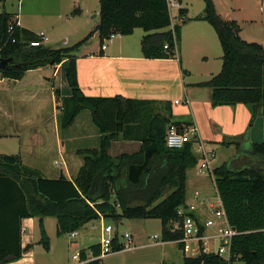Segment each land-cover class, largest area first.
<instances>
[{
    "label": "trees",
    "instance_id": "obj_1",
    "mask_svg": "<svg viewBox=\"0 0 264 264\" xmlns=\"http://www.w3.org/2000/svg\"><path fill=\"white\" fill-rule=\"evenodd\" d=\"M5 1L0 0L3 4ZM99 2L97 26L72 46H32L30 41L40 39L39 35L21 27L10 12H0V58L10 59L9 66L0 70V78L20 79L27 70L62 63L71 95L63 96L55 89L61 129L70 128L77 116L89 109L100 132L98 148L78 150L83 165L74 181L63 174L45 177L26 166L20 154H0V264L23 256L22 220L29 217L39 218V243L46 250L50 249L44 225L48 216L56 219L58 236L76 232L101 217L117 222L124 218H159L163 241H177L183 236L182 230L172 229V222L187 200V171L199 159L193 140L181 148L166 145L168 126L175 123L171 102L123 95L89 96L82 90L77 74V52L95 32L103 43L111 34L130 35L142 28L147 32L142 39L144 56L171 58L181 39V25L166 29L172 24L169 0ZM204 3L198 18L208 21L217 32L223 65L219 73L197 86L211 88L212 106L243 103L252 112L251 121L259 114L264 119V47L244 40L239 23L225 20L213 0ZM78 11L75 8L72 13ZM177 124L181 128L189 126L188 122ZM244 135L222 142L236 144L240 150L239 140ZM116 140L139 141L141 148L115 157L110 149ZM247 155L254 158L245 166L226 161L212 171L229 224L239 231L232 239L231 257L202 251L185 256L183 264H229L236 259L264 264V143H253ZM113 248L114 252L122 250L119 233ZM100 250L99 242L79 252L86 258L90 251L98 255ZM88 264H101V259Z\"/></svg>",
    "mask_w": 264,
    "mask_h": 264
},
{
    "label": "crops",
    "instance_id": "obj_2",
    "mask_svg": "<svg viewBox=\"0 0 264 264\" xmlns=\"http://www.w3.org/2000/svg\"><path fill=\"white\" fill-rule=\"evenodd\" d=\"M176 1L178 5L174 7L178 10L171 13L172 24L166 28L173 29L174 25H181V39L175 45V57H145L142 39L147 32L142 28H136L130 35L115 34L101 43L100 47L94 46L95 39L101 42L98 32H95L77 52L79 84L89 96L123 95L170 101L175 118H185L184 122H188L189 126L197 127V136L193 141L198 163L203 156L202 149L223 143L229 137L245 134L239 140L240 150L236 144L223 143L231 150L235 148L234 156L228 160L235 162L237 166H245L254 157L243 151L244 144L247 143L250 150L253 143H264V119L259 114L251 121L252 112L243 103L211 105V88L197 84L208 81L222 69L223 49L220 39L208 21L198 18L204 9L202 13L190 14L189 6L192 2ZM91 2L92 0H19L15 9L14 3L6 0L4 4L0 2V12H10L21 27L37 35L44 32L48 40L53 42L56 41L53 29L58 32L60 24L68 23L76 31H72V36L65 33L70 40L65 37L64 42L73 40L77 43L93 31L99 22L100 2ZM213 2L225 20H236L239 23L240 35L244 40L257 42L264 47V0ZM75 8L79 11L73 14ZM181 8L184 9L182 14ZM92 13L94 22L84 17ZM55 89H59L63 96L71 95L62 63L27 70L20 79L0 78V154H20L26 166L45 177L58 178L63 174L74 181L83 165V158L78 150L98 148L100 132L87 123L83 125L79 118L84 110L70 128L62 130L59 124L60 103L56 99ZM176 99L181 102L175 104ZM78 121L83 129H77ZM196 141L201 143L198 147ZM140 148L139 141L116 140L112 142L110 153L116 157L121 153L137 152ZM194 167L187 171V185L198 184L196 190L201 189L204 195L211 197L206 188L209 181L213 180L215 184L214 177L210 173H200L199 170L194 176H189V171ZM215 197L219 202L218 192L211 198ZM49 218L51 216L44 218V225L51 238L48 231ZM106 219L101 217L97 220ZM22 225V246L25 247V252L19 260L7 264H36L34 249L40 245L41 238V233L36 235L39 218H24ZM114 229L120 234L117 227ZM78 235L79 230L75 234L71 233L73 238ZM55 236L61 238L57 235V221ZM80 241H75L80 250L100 242L84 244L82 238ZM52 250L51 241L48 252L51 253ZM55 260L54 263L46 264H61L62 255L58 253Z\"/></svg>",
    "mask_w": 264,
    "mask_h": 264
},
{
    "label": "rangeland",
    "instance_id": "obj_3",
    "mask_svg": "<svg viewBox=\"0 0 264 264\" xmlns=\"http://www.w3.org/2000/svg\"><path fill=\"white\" fill-rule=\"evenodd\" d=\"M14 3L15 9H17L19 0H10ZM191 5L190 8V14L195 13H202V10L204 9V0H189ZM93 4V0L91 2ZM98 8V7H96ZM171 13H176L178 10L177 7H171L170 8ZM92 14L84 15V17L88 21H93L95 18H92ZM74 27H71L68 23L63 22L60 24V26L56 29H53L56 34V41L47 40L44 44L47 46H72L76 43V41H69L64 42L65 37L69 39L65 33H69L68 35L72 36L73 32L76 31L72 29ZM142 31V29H140ZM73 31V32H72ZM70 40V39H69ZM107 41V40H106ZM108 43V42H107ZM95 47H100L101 42L98 39H95L94 42ZM2 85V84H1ZM81 121H83V125L87 123L96 131H99L93 124L91 120V111L89 109L84 110L79 118ZM83 125L80 121L76 123L77 129H83ZM201 143L199 141H196V147H198ZM215 148V150H214ZM213 149V150H212ZM244 152H248L249 146L247 143L244 144L243 148ZM209 155L212 151H215V157L212 160V167L215 168L222 163H224L229 158L233 157L235 153V148L231 150L230 148L226 147L225 144H214L213 146H208L204 149ZM230 160V159H229ZM228 160V161H229ZM200 172V162L189 171V176H194V173L196 171ZM201 173V172H200ZM207 174L209 171L207 170ZM212 180V179H211ZM196 186H199L198 184H192L188 183L187 185V193H188V199H192V196L194 194V191L196 190ZM201 190V189H198ZM202 191V190H201ZM206 191L208 195L211 197H214L216 195V187L215 184L212 181H209L207 184ZM203 192V191H202ZM210 193V194H209ZM217 198L215 197L213 201L217 203ZM48 220V231L50 232L53 245V250L51 253L48 252V250L45 249V247L40 244L38 246H35L34 254L36 258V264H46L48 263H54L56 260V255L60 253L62 255V263L61 264H68L73 263L74 260L72 259V256L74 253L78 252L80 249L76 244V240L81 242V238L83 240L84 244H88L89 242H98L100 241L102 237V227L106 224H111L113 227H117L120 234L124 233L125 231L130 232L133 235V246H136V248L131 250H120L116 252H112L106 256H104L101 259V264H183L184 263V257L185 256H194L197 254L195 251H191L188 253H185L182 251V248H180L179 244L176 241H163L162 240V230H163V223L162 220L159 218H134V219H128L124 218L120 221H114L113 219H106V220H93L90 223L86 225L85 228H82L79 230V235L77 237H72L71 233H66L61 236V238L55 236V229H56V219L54 217L49 218ZM105 224V225H104ZM95 225V227H93ZM104 228V227H103ZM157 234L158 238H153L154 235ZM36 235L39 236L40 232L39 230H36ZM49 235V234H48ZM50 241V244H51ZM158 241V244H155V242ZM217 243H215L216 245ZM229 264H246L245 261L236 259Z\"/></svg>",
    "mask_w": 264,
    "mask_h": 264
},
{
    "label": "built area",
    "instance_id": "obj_4",
    "mask_svg": "<svg viewBox=\"0 0 264 264\" xmlns=\"http://www.w3.org/2000/svg\"><path fill=\"white\" fill-rule=\"evenodd\" d=\"M176 5H178L176 0H169L170 8ZM12 28L13 26L11 25L10 30ZM113 36L115 34H111L110 38ZM39 37L40 39L31 40L30 45L39 46L48 40L44 32H40ZM106 40L108 39H105L104 42ZM105 47L106 44L104 43L103 48ZM168 48V44H166L165 49ZM180 102L179 99L174 101L175 104ZM197 131V127L195 126H184L181 128L176 122L171 123L167 130L166 145L169 148H181L187 142L196 139ZM202 153L200 172L205 173L208 170L211 176H213L212 171L214 168L211 163L215 157V151H212L209 155L202 149ZM172 223L173 230H182L183 236L176 242L182 244V251L184 253L195 251L197 252L196 255H198L204 251L206 253H215L227 259L231 257L232 239L235 235L239 234V231L229 224L220 198L219 202L215 203L211 197L204 195L201 190L194 191L192 199L187 198L186 203L177 209V219ZM75 233L73 232L72 234ZM116 233L113 225H105L100 239V253L97 255L90 251L86 258H82L78 251L72 256L74 260L72 264H88L92 260L102 259L104 256L114 252L113 241ZM119 238L122 250L136 248V246L132 245L134 241L130 232L125 231L119 234ZM153 238H158V235L155 234ZM215 243L217 244L215 245Z\"/></svg>",
    "mask_w": 264,
    "mask_h": 264
},
{
    "label": "water",
    "instance_id": "obj_5",
    "mask_svg": "<svg viewBox=\"0 0 264 264\" xmlns=\"http://www.w3.org/2000/svg\"><path fill=\"white\" fill-rule=\"evenodd\" d=\"M10 59H1L0 58V70L5 69L9 66ZM186 119L185 118H175L174 121L176 123H181L184 122Z\"/></svg>",
    "mask_w": 264,
    "mask_h": 264
}]
</instances>
